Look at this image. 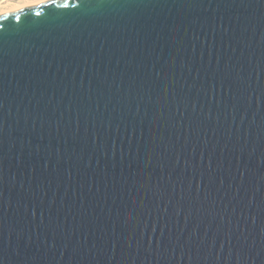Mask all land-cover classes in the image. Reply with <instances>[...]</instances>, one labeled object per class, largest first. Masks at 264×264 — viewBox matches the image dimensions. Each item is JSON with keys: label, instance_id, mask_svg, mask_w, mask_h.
Segmentation results:
<instances>
[{"label": "water", "instance_id": "water-1", "mask_svg": "<svg viewBox=\"0 0 264 264\" xmlns=\"http://www.w3.org/2000/svg\"><path fill=\"white\" fill-rule=\"evenodd\" d=\"M19 9L0 264H264V0Z\"/></svg>", "mask_w": 264, "mask_h": 264}, {"label": "bare ground", "instance_id": "bare-ground-1", "mask_svg": "<svg viewBox=\"0 0 264 264\" xmlns=\"http://www.w3.org/2000/svg\"><path fill=\"white\" fill-rule=\"evenodd\" d=\"M36 2H39V0H24V1L17 2V3L9 4L7 6H3L2 8H0V14L13 11V10H16L22 7H26Z\"/></svg>", "mask_w": 264, "mask_h": 264}, {"label": "rangeland", "instance_id": "rangeland-1", "mask_svg": "<svg viewBox=\"0 0 264 264\" xmlns=\"http://www.w3.org/2000/svg\"><path fill=\"white\" fill-rule=\"evenodd\" d=\"M20 1H24V0H0V8H2L3 6H7L9 4H12V3L20 2Z\"/></svg>", "mask_w": 264, "mask_h": 264}, {"label": "snow or ice", "instance_id": "snow-or-ice-1", "mask_svg": "<svg viewBox=\"0 0 264 264\" xmlns=\"http://www.w3.org/2000/svg\"><path fill=\"white\" fill-rule=\"evenodd\" d=\"M46 2V0H39V3L43 5ZM51 2H54V0H51ZM23 9H17V11H22ZM36 15H40V13H36Z\"/></svg>", "mask_w": 264, "mask_h": 264}]
</instances>
